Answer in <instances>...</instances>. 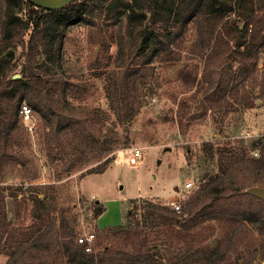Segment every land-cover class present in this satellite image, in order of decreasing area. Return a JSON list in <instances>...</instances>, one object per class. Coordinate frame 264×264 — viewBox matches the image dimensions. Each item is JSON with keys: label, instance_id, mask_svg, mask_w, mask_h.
<instances>
[{"label": "rangeland", "instance_id": "374dc122", "mask_svg": "<svg viewBox=\"0 0 264 264\" xmlns=\"http://www.w3.org/2000/svg\"><path fill=\"white\" fill-rule=\"evenodd\" d=\"M102 37L86 24L74 26L63 58L66 76L78 85L68 95L69 102L89 117L90 136L69 132L62 147L49 144L46 130L32 111L33 131L20 127L8 158L0 161V221L4 233L0 247L6 249L19 232L34 227L41 218L52 219L62 210L80 236L123 225L124 229L109 232L107 239L99 240L96 250L107 245L166 260L175 255L214 252L236 231L232 248L236 242L241 244L232 264H250L247 250L256 246L258 252L263 248L261 199L243 190L234 196L223 192L222 201L232 206V216L248 215L256 222L211 220L178 234L159 225L151 209L153 204L167 209L170 198L183 205L205 174L218 170L219 148L243 142L249 155L253 149L259 154L257 143L264 140V58H260L253 79L239 85L237 92L228 93L221 106L210 105L202 99L204 57L198 55L194 28L190 27L173 58L155 60L147 75L137 82L134 115L127 119L111 90L119 63L115 35H106L107 44L101 43ZM227 69L236 76L235 65L227 62L223 71ZM246 101H253V107L245 108ZM103 136L112 148L96 159L101 148L97 141ZM227 142L231 144L226 146ZM207 144L217 149L212 160ZM88 148L89 153L85 150ZM132 148L142 151L135 167L125 157ZM111 156L117 161L102 173L86 174ZM189 181L194 186L184 191L182 187ZM43 194L44 204L36 200ZM93 202L104 207L99 221L104 228H98L93 219ZM129 224L132 228L127 234ZM256 255L259 261L260 252ZM7 260L8 255L1 253L0 264Z\"/></svg>", "mask_w": 264, "mask_h": 264}, {"label": "trees", "instance_id": "16d2710c", "mask_svg": "<svg viewBox=\"0 0 264 264\" xmlns=\"http://www.w3.org/2000/svg\"><path fill=\"white\" fill-rule=\"evenodd\" d=\"M80 24L102 33V44H107L106 35H115L119 63L111 90L127 119L134 115L132 101L137 82L147 75L155 60L173 58L190 27L194 28L198 55L204 57L202 99L210 105L221 106L228 93L237 92L239 85L253 79L260 58H264V0H77L55 10L43 9L29 0H0V161L8 158L23 127L18 113L22 102L42 123L49 144L62 147L69 132L90 136L89 117L69 102L68 95L78 85L66 76L63 65L69 32ZM227 62L236 66V76L230 74V69L223 71ZM253 103L246 101L244 107L252 108ZM97 144L101 148L96 159L112 148L104 136ZM206 146L210 160L214 159L217 149L212 144ZM257 146V158L250 157L243 142L219 148L218 170L205 174L198 189L181 205V213L153 204L154 219L177 234L211 220L256 222L248 215L232 216V206L222 201V194L230 192L234 196L241 190L245 193L252 187H264V140ZM113 161V156L108 157L86 174L102 173ZM36 200L44 204L46 195ZM92 210L96 220L104 207L93 202ZM39 220L13 237L6 249L0 247V254L8 255L5 264H232L241 244L236 242L232 248L234 231L214 252L199 251L166 260L107 245L95 249L109 232L124 229L121 225L97 233L92 252L87 253L77 242L78 231L62 210L50 220ZM126 228L128 234L132 227L129 224ZM3 234L0 221V244ZM261 246L258 252L256 246L247 250L250 264H264V240ZM259 252L261 259L257 261Z\"/></svg>", "mask_w": 264, "mask_h": 264}, {"label": "built area", "instance_id": "2783aa9c", "mask_svg": "<svg viewBox=\"0 0 264 264\" xmlns=\"http://www.w3.org/2000/svg\"><path fill=\"white\" fill-rule=\"evenodd\" d=\"M19 117L21 119V122L26 130H28L29 133L33 131V125L32 121L34 119L33 117V112L29 106L21 105L19 109ZM264 134V133H263ZM131 153L128 156V163L131 166H134L138 163L139 159L142 156V151L138 148H132ZM250 157L257 158L259 156L258 152L256 150H250ZM193 182L189 181L183 185V190L184 191H189L193 188ZM168 208H170L172 211H174L177 214L181 213V203L178 200H173L170 198L168 201ZM95 240V235L94 233H85L83 236H80L77 239V242L81 245H84V251L87 253L92 252V246L93 242Z\"/></svg>", "mask_w": 264, "mask_h": 264}, {"label": "water", "instance_id": "95a60500", "mask_svg": "<svg viewBox=\"0 0 264 264\" xmlns=\"http://www.w3.org/2000/svg\"><path fill=\"white\" fill-rule=\"evenodd\" d=\"M31 3H33L34 5L41 7L43 9H47V10H55V9H59L61 7H63L64 5L71 3L73 1H77V0H59L55 3L52 2H48L46 0H29ZM18 75H15L14 78H18ZM245 193L257 197L259 199H261L264 202V187H252L248 190L245 191Z\"/></svg>", "mask_w": 264, "mask_h": 264}, {"label": "crops", "instance_id": "0c3cea01", "mask_svg": "<svg viewBox=\"0 0 264 264\" xmlns=\"http://www.w3.org/2000/svg\"><path fill=\"white\" fill-rule=\"evenodd\" d=\"M128 156H129V155H128ZM128 156H127V155L125 156V157H126V162H128ZM115 161H117V160H114V162H115ZM114 162H112V163H114ZM136 165H137V164H136ZM136 165H134V166H132V167H135ZM130 166H131V165H130ZM92 197L95 198L94 196H92ZM104 211H105V210H104ZM103 213H104V212H103ZM103 213H102V214H103ZM102 214H101V215H102ZM101 215H100V216H101ZM100 216L95 220V221H96L95 223H96V226H97L98 228H104V227H106V226L103 227L102 225L99 224Z\"/></svg>", "mask_w": 264, "mask_h": 264}, {"label": "bare ground", "instance_id": "6f19581e", "mask_svg": "<svg viewBox=\"0 0 264 264\" xmlns=\"http://www.w3.org/2000/svg\"><path fill=\"white\" fill-rule=\"evenodd\" d=\"M46 1H48V2H52V3H55V2H57V1H59V0H46Z\"/></svg>", "mask_w": 264, "mask_h": 264}]
</instances>
